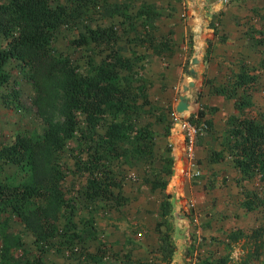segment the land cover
I'll return each instance as SVG.
<instances>
[{"label":"trees","instance_id":"trees-1","mask_svg":"<svg viewBox=\"0 0 264 264\" xmlns=\"http://www.w3.org/2000/svg\"><path fill=\"white\" fill-rule=\"evenodd\" d=\"M94 9L110 17L128 16L124 13L126 5L114 0L0 2V88L10 83L0 96L5 104L32 110L44 125L41 134L19 133L12 142L0 145V165L13 164L25 175L17 184L0 179V212L12 213L35 242L34 249L26 248L7 220H0L1 264H47L45 251L63 242L72 246L80 242L75 246L81 249L80 257L92 263L104 257L101 249L90 252L84 245L85 240L94 238L92 223L79 227L73 220L76 205L67 195L64 153L70 141L76 140L79 151L73 154L72 164L85 176L80 190L83 202L94 204L107 200L119 204L124 197L114 162L121 159L134 164L135 159L147 158L155 147L152 126L143 120L156 109L148 94L149 81L138 76L134 62L123 54L126 47L122 43L120 25L86 26L70 40L74 49L87 45L98 49L100 62L88 61V70L52 45L58 27L72 24ZM262 9L263 6L256 8L258 17L263 16ZM250 25L246 24V35L253 31ZM133 39L147 43L156 55H161L165 47H171L169 32L154 34L145 30ZM14 60L27 67L23 75L34 88L32 94L23 95L6 71L7 64ZM254 81L255 75L242 64L229 80L219 85L210 83L212 95L229 98L234 94V107L240 111L239 115L228 118L217 146L208 147V141L204 143L206 137L211 138L213 127L206 112L198 110L188 117L196 125L201 121L205 123V128L195 137V150L202 147L203 155V158L196 157V169L197 165L201 168L202 159L211 165L228 163L227 167L235 171L234 184L240 187L241 204L246 210H252L264 199L256 188L245 184L255 180L262 184L264 192V111L244 112L250 104L248 90ZM56 111L61 115L60 120L54 119ZM102 127L104 131L100 133L98 129ZM165 159L164 166L155 170L154 178L149 181L151 189H159L162 194L159 218L155 221L158 242L152 250L153 258L141 261L126 253L120 259L122 264H170L172 261L176 244L168 219L171 195L166 192L167 179L161 176L162 170L171 173L172 158L168 155ZM242 238L250 241L252 254L246 252L238 261L228 253L219 254L213 260L205 258L202 263L251 264L252 255L257 257L264 247V226L249 232L240 228L229 231L223 240L225 249H231Z\"/></svg>","mask_w":264,"mask_h":264},{"label":"rangeland","instance_id":"rangeland-1","mask_svg":"<svg viewBox=\"0 0 264 264\" xmlns=\"http://www.w3.org/2000/svg\"><path fill=\"white\" fill-rule=\"evenodd\" d=\"M4 1L6 0H0V2ZM57 1L64 2V0ZM114 1L126 5L124 13L128 15L127 17L122 18L121 15L110 17L106 14L103 15V12L98 9L89 10L84 17L76 22L58 27L54 32L52 45L56 50L68 54L72 60L81 65L82 69L88 70L90 68L88 61L93 64L100 62L101 55L98 49L93 45L74 49L70 45V40L83 32L86 26L94 27L111 23L120 25L122 43L126 47L123 54L130 57L134 62L138 76L149 81L148 94L156 109L153 110V113L147 114L143 120H147L152 126L155 147L147 158L135 159L134 164H129L121 159L114 162L115 175L121 180V191L124 197L119 204L107 200L88 204L81 200L82 196L80 194L85 176L72 164L73 154L79 151L77 141H70L64 153L63 162L65 168H67V195L72 198L71 200L76 205L73 220L79 224V227L87 226L85 225L87 222L92 223L94 238L85 240L84 245L88 247L87 250L90 252L101 249L105 255L96 263H92L85 257H80L81 249L76 248L80 242L76 243V247L63 242L57 243L55 247L45 251V262L47 264H121L120 259L125 252L131 253V249H126L124 244L117 242L116 235L124 230L125 224L130 223L129 217L133 214L137 215L143 226H149L159 218L157 215L158 205L162 199V194L159 189L152 190L149 181L154 178V171L164 166L165 158L168 155H172L171 173L167 174L165 170H162L161 176L167 179L166 192L171 195L169 200L171 213L168 219L172 226V240L176 244V250H182L181 256L179 252L176 255V261L184 260L181 264H203L202 261L205 258L213 260L219 254L226 253L230 254L234 261H238L245 256L246 252L252 254L253 247L250 241L245 238L240 239L231 249H225L223 240L226 238V234L233 229L240 228L249 232L252 228L264 226V199L252 210H246L241 204L243 195L240 187L234 184L235 171L232 167H227L228 163L217 164L212 166V169L207 170L206 174L210 176H208V183L204 185L201 181L199 183L195 180L199 176L191 178L182 172L184 170L183 158L185 157L183 155V131L180 128V120L188 119L191 114L196 113L198 110L205 111L206 118L213 123L209 134L211 138H209L206 146L214 147V145H218L222 138L223 129L227 125L228 118L240 114V111L234 107V94L227 98V96L218 97L209 93L210 84L208 82L219 85L223 79H226L224 81L229 80L231 75L219 77L214 81H211V79H208L209 81L204 80L203 85H200V80H196L197 71L195 70L194 76H190L187 70L186 75L190 78L189 82L192 85L187 82L182 85L177 84L178 86L174 88L173 85L162 81L166 78L167 71L153 70L154 72L150 74L149 71L152 68L149 71L147 69L148 53L145 49L147 44L135 41L133 36L145 30L160 34L169 32V29L164 21H161L162 15L155 10V7L142 4L139 0ZM259 2L264 5V0H259ZM262 12L264 13L263 9ZM255 21L250 23L253 31L249 32V35H246V31L243 30V46H245L243 54L246 57L243 64L247 65L250 74L255 75V81L248 90L250 104L244 108V112L249 114L264 111V14L258 17V21ZM213 27L216 26L213 24ZM249 27L247 26V28ZM24 70H28L27 67L16 60L11 61L6 67V71L16 81L18 90L23 95L32 94L34 88L24 77ZM230 73L232 74V71ZM155 74L158 75L160 82L154 81L153 76ZM9 86L10 83L5 88H0V94L7 90ZM238 92L242 96L245 95L240 90ZM173 94H175L174 97ZM184 97H186L187 108L179 112L176 106ZM54 119H61L58 111H56ZM107 120L108 118H106ZM191 121L195 124L193 120ZM202 123L201 121L198 125L201 126ZM43 131V123L32 110H22L5 104L0 96V145L12 142L19 133L41 134ZM98 131L102 133L104 127L99 128ZM166 131L170 132L171 136L167 135ZM177 133H181V135L177 136ZM165 166L169 167V165ZM0 169V179L8 183L17 184L25 178L24 173L13 164L1 163ZM173 169L175 170L174 174H172ZM177 169H180V175L177 174L176 176ZM220 169L222 171L218 173L217 171ZM212 171L215 173H212ZM213 175H216V177L213 178ZM188 180L189 187L188 190H185L183 186ZM196 184L198 189L195 191ZM245 184L250 188H256L262 194L261 196H264L262 184L255 180ZM228 186L230 197L227 200L222 197L228 189L222 190L221 193L216 188L224 189ZM205 194L207 196L212 195V199H214L213 208L217 207V211H223L226 215H223L219 220H211L213 219L211 210L203 205L207 201ZM219 197L222 200L217 202ZM5 219L13 232L22 239L24 246L34 249L35 242L31 233L8 210L0 212V220L4 221ZM213 227L216 229L213 230ZM127 228H129V225ZM199 229L205 231L206 236L202 235L201 232L198 233ZM145 236H150L148 238L150 241H154L156 237V242L152 246V249L155 248L158 242V234L153 236L146 233ZM136 238L134 237V239ZM203 238L219 239L220 243L215 244L217 246L215 249H210L209 246H206ZM132 242L137 244L135 241ZM153 251L151 250V255H153ZM252 257L250 258L251 264H264V247L261 248L257 257L253 255Z\"/></svg>","mask_w":264,"mask_h":264},{"label":"crops","instance_id":"crops-1","mask_svg":"<svg viewBox=\"0 0 264 264\" xmlns=\"http://www.w3.org/2000/svg\"><path fill=\"white\" fill-rule=\"evenodd\" d=\"M139 1L142 4L155 7V10L162 15L161 21H164L168 27L171 37V47L169 49L165 47V51L161 55L154 54L151 48H145L148 53L147 69L149 71L152 68L149 71L150 74L154 72L153 70L167 71L168 73H165L166 78L162 79V81L173 85L174 88L178 86L177 84L182 85L190 81L186 72L192 68L197 71L196 80H200V85H203V82L208 79L214 81L219 77L238 72L245 58L243 54V50L245 49V46H243V30L246 29L247 23L254 22L256 19L258 21L255 13L256 8L264 6L260 2L258 3L259 0H230L228 4H222L220 0ZM213 24L216 27H213ZM231 71L232 74L230 73ZM153 79L156 82L161 81L156 74L153 76ZM224 80L226 79L222 81ZM208 84L210 83L208 82ZM174 96L175 94H173ZM178 135H181V133H177ZM207 141H209V138L206 137L204 143ZM200 148L202 147L196 148L194 151L195 160L197 156H201ZM183 159L184 170L182 172L184 174L186 173L191 178L199 176L196 181L199 183L201 181L203 185L208 183V176L210 175L207 176L206 170L207 168L211 169L214 166L213 164H208L205 159H202L201 168L197 165L199 174L191 176L188 175L189 170L195 171L196 167L190 166L191 164L189 165L186 158ZM177 174L180 175V169H177L176 176ZM181 175L183 176V173ZM215 177L216 175H213V178ZM183 187V189L188 190L189 180L184 183ZM197 189L198 185L196 184L194 190L196 191ZM216 189L220 192L228 189L222 197L228 200L230 197L228 194L230 192L229 186L224 189L218 187ZM205 195L207 201L203 205L211 210V215L213 216L211 220H219L223 215H226L223 211H217V207L213 208L214 199H212V195ZM221 200V197H219L217 202ZM129 219L131 220L130 223L125 224L124 230L116 235L117 242H120L122 245L124 244L126 249H131V253L125 252V254H130L132 258L141 261L150 260L153 258L150 252L154 249H152V246L156 242V237L154 241H150L148 239L150 236H145V234L157 235L155 221L149 226H143L141 219H138L137 215L133 214ZM128 225L129 228H127ZM215 229L213 227V230ZM200 232L206 236L205 231L199 229L198 233ZM134 237L137 238L134 239ZM132 241H135L137 244H134ZM203 241L206 242V246H209L210 249H215L217 247L215 244L220 243L219 239L210 240L209 238H204ZM178 252L180 256L182 255L181 249L175 250L170 264H181L184 262V260L176 261Z\"/></svg>","mask_w":264,"mask_h":264},{"label":"built area","instance_id":"built-area-1","mask_svg":"<svg viewBox=\"0 0 264 264\" xmlns=\"http://www.w3.org/2000/svg\"><path fill=\"white\" fill-rule=\"evenodd\" d=\"M230 0H220L222 4H228ZM180 128L183 131V155L188 160L190 166H195V137L199 131L205 128V123L201 126H196L190 119L180 120ZM199 172L197 169L195 171L189 170L188 175L197 176Z\"/></svg>","mask_w":264,"mask_h":264},{"label":"water","instance_id":"water-1","mask_svg":"<svg viewBox=\"0 0 264 264\" xmlns=\"http://www.w3.org/2000/svg\"><path fill=\"white\" fill-rule=\"evenodd\" d=\"M189 74L190 76H194L195 75V70L192 68V69H189ZM189 85H192L191 82H189ZM177 107V110L179 112L183 111L184 109L187 108V101H186V97H184L180 102L179 104L176 106ZM175 170L173 169L172 170V174H174Z\"/></svg>","mask_w":264,"mask_h":264}]
</instances>
